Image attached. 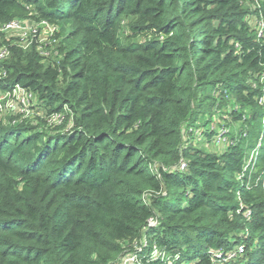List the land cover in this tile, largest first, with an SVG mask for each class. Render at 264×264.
<instances>
[{
    "label": "trees",
    "instance_id": "1",
    "mask_svg": "<svg viewBox=\"0 0 264 264\" xmlns=\"http://www.w3.org/2000/svg\"><path fill=\"white\" fill-rule=\"evenodd\" d=\"M13 18L57 31L0 60L38 115L0 119V264H264V0H0ZM221 106L239 127L195 145Z\"/></svg>",
    "mask_w": 264,
    "mask_h": 264
},
{
    "label": "built area",
    "instance_id": "2",
    "mask_svg": "<svg viewBox=\"0 0 264 264\" xmlns=\"http://www.w3.org/2000/svg\"><path fill=\"white\" fill-rule=\"evenodd\" d=\"M264 30V23H258V32L261 34ZM57 31V27L47 23L44 20L34 21L31 19L13 18L8 22L0 24V60H4L9 56L11 45L16 42L22 49H28L33 43H36L41 49V43L48 41ZM41 34H45L41 36ZM5 72H1L4 77ZM0 84L6 87H0V116L4 112L16 113L27 116L29 110H32L36 103V96L33 92L18 83L7 84L2 81ZM260 102L264 104V96ZM58 116L55 118L57 119ZM49 122L52 123L49 119ZM218 140H222L218 137ZM250 160L247 161V165ZM185 164L180 163V169H184ZM243 251V245L238 246V252ZM160 255L159 251L153 248L152 256ZM212 264H218L232 259L235 254L224 253L221 250L211 251ZM136 257L133 254H127L121 258L117 264H135Z\"/></svg>",
    "mask_w": 264,
    "mask_h": 264
},
{
    "label": "rangeland",
    "instance_id": "3",
    "mask_svg": "<svg viewBox=\"0 0 264 264\" xmlns=\"http://www.w3.org/2000/svg\"><path fill=\"white\" fill-rule=\"evenodd\" d=\"M251 22L252 19L250 18L249 23ZM42 35L46 37L45 34H41V36ZM228 106L230 107V105ZM227 110L229 109L221 106L219 110L216 108L211 110V114L207 112L199 114L198 123L200 126L197 128H193L195 131L193 133V136L195 137L193 138L194 139L193 143L195 145H198L206 150H211V151L220 152L223 150L222 147L224 145L223 143L225 138L223 139V141L222 140L217 141L218 137H215L217 136V134H213V136L210 138L202 134V130L208 129L210 127L211 131H214L215 133H220L221 131L225 132L227 130L235 131L239 127L238 125L239 123L232 122L231 117L227 114ZM10 116H13L17 120H20L18 117H21L23 119L28 118L30 120H33L34 122H37L36 119L38 118V115L36 113L32 112V110H29L27 116L21 114H19L18 116V114L16 113L4 112L1 114L0 119L3 122H7Z\"/></svg>",
    "mask_w": 264,
    "mask_h": 264
}]
</instances>
